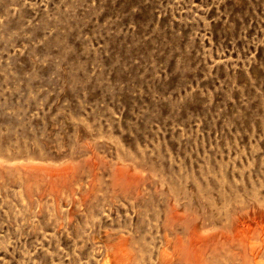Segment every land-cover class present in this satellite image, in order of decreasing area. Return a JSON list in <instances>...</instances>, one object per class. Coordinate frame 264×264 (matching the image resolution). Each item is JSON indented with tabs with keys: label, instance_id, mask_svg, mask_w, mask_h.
Masks as SVG:
<instances>
[{
	"label": "rangeland",
	"instance_id": "obj_1",
	"mask_svg": "<svg viewBox=\"0 0 264 264\" xmlns=\"http://www.w3.org/2000/svg\"><path fill=\"white\" fill-rule=\"evenodd\" d=\"M0 264H264V0H0Z\"/></svg>",
	"mask_w": 264,
	"mask_h": 264
},
{
	"label": "bare ground",
	"instance_id": "obj_2",
	"mask_svg": "<svg viewBox=\"0 0 264 264\" xmlns=\"http://www.w3.org/2000/svg\"><path fill=\"white\" fill-rule=\"evenodd\" d=\"M255 198V197H254Z\"/></svg>",
	"mask_w": 264,
	"mask_h": 264
}]
</instances>
